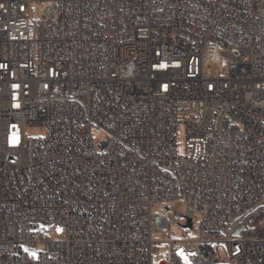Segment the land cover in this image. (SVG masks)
<instances>
[{"label":"built area","instance_id":"obj_1","mask_svg":"<svg viewBox=\"0 0 264 264\" xmlns=\"http://www.w3.org/2000/svg\"><path fill=\"white\" fill-rule=\"evenodd\" d=\"M260 206L264 0H0V264H264Z\"/></svg>","mask_w":264,"mask_h":264},{"label":"rangeland","instance_id":"obj_2","mask_svg":"<svg viewBox=\"0 0 264 264\" xmlns=\"http://www.w3.org/2000/svg\"><path fill=\"white\" fill-rule=\"evenodd\" d=\"M34 1V0H33ZM38 9L34 11L33 18L37 19ZM204 74L206 77H222L225 75L227 66L224 61L219 62H207L203 66ZM25 135L29 138H35L41 135V132L36 127H28L25 130ZM94 140H98L102 138V134H94ZM177 155L178 157H183L184 155V130L183 127L179 126L177 128ZM168 215L172 218V226L170 232L174 234L176 238H180L183 234L188 239H195L196 238V227L191 230H184L182 231L176 224L181 223V220H178L177 217L183 214V209L176 204H169L168 205ZM259 219V221H257ZM248 223V233L250 234H257L264 236V229L261 230L262 223L264 222V206L258 207L252 214H250L247 219ZM258 223L259 227H258ZM261 226V227H260ZM262 233V234H261ZM163 236L160 233H153L151 235V239L153 241H160ZM167 260V248L164 244H155V249L151 255V264H161L166 262Z\"/></svg>","mask_w":264,"mask_h":264},{"label":"trees","instance_id":"obj_3","mask_svg":"<svg viewBox=\"0 0 264 264\" xmlns=\"http://www.w3.org/2000/svg\"><path fill=\"white\" fill-rule=\"evenodd\" d=\"M257 221H259V219H258ZM259 224H260V223L257 224L258 227H259ZM262 224H263V225H262ZM262 224H260V225H262V227L260 226V227H261V230L264 229V222H263ZM261 234H262V233H261ZM255 235H257V234H255ZM258 236H262V235H258Z\"/></svg>","mask_w":264,"mask_h":264},{"label":"water","instance_id":"obj_4","mask_svg":"<svg viewBox=\"0 0 264 264\" xmlns=\"http://www.w3.org/2000/svg\"><path fill=\"white\" fill-rule=\"evenodd\" d=\"M186 227H187V228H190V224H187Z\"/></svg>","mask_w":264,"mask_h":264}]
</instances>
